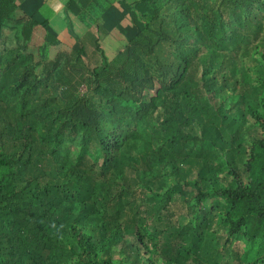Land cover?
I'll list each match as a JSON object with an SVG mask.
<instances>
[{"label": "trees", "instance_id": "16d2710c", "mask_svg": "<svg viewBox=\"0 0 264 264\" xmlns=\"http://www.w3.org/2000/svg\"><path fill=\"white\" fill-rule=\"evenodd\" d=\"M64 2L0 0V264H264V0Z\"/></svg>", "mask_w": 264, "mask_h": 264}, {"label": "rangeland", "instance_id": "374dc122", "mask_svg": "<svg viewBox=\"0 0 264 264\" xmlns=\"http://www.w3.org/2000/svg\"><path fill=\"white\" fill-rule=\"evenodd\" d=\"M45 3L49 4L50 7L55 11V14H56V16H55L56 18L54 20L53 30H56L58 32L63 27L62 24H64V22H66L67 27H68V25H70L69 24L70 20L68 18V14H67L66 10H64V8H63L64 5H60L61 8L58 10V6H57V8H54L52 6V4L50 3V1L45 0ZM110 15H111L110 21L115 23L119 20V16H118L117 12L112 13ZM121 23H123V22L121 21ZM60 26H62V27H60ZM74 30H75L76 34H78L79 36H81L83 34V33H80V31H76V27H74ZM121 37L122 36L118 37L117 34H115L114 32H111V34H109V36H106L104 38V45H105V48L109 54H111V52L114 53L121 46L117 42V40H119V38L121 39ZM33 40L35 42H32L33 43L32 47H35L40 42L41 36L36 32ZM62 40L63 41H61V43H63V45H65V46L67 45L70 47L73 44V39L71 38L70 35H68L67 37L65 35H63ZM63 45L60 46L59 48H64ZM172 207H173V209H171V210H174L175 212H177V217L179 216L178 220L181 221L182 217H180V216L185 213L183 204H181V205L177 204L175 206L173 205Z\"/></svg>", "mask_w": 264, "mask_h": 264}, {"label": "crops", "instance_id": "0c3cea01", "mask_svg": "<svg viewBox=\"0 0 264 264\" xmlns=\"http://www.w3.org/2000/svg\"><path fill=\"white\" fill-rule=\"evenodd\" d=\"M20 1V0H19ZM22 1V0H21ZM24 1V0H23ZM60 1V3H62V4H60V5H64V1H66V0H59ZM59 8V7H58ZM61 8V7H60ZM79 26H80V23L77 21V22H75V27L76 28H78V30H79ZM80 31V30H79Z\"/></svg>", "mask_w": 264, "mask_h": 264}]
</instances>
